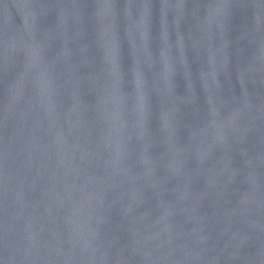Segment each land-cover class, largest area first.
Masks as SVG:
<instances>
[{
	"label": "water",
	"instance_id": "water-1",
	"mask_svg": "<svg viewBox=\"0 0 264 264\" xmlns=\"http://www.w3.org/2000/svg\"><path fill=\"white\" fill-rule=\"evenodd\" d=\"M0 264H264V0H0Z\"/></svg>",
	"mask_w": 264,
	"mask_h": 264
}]
</instances>
